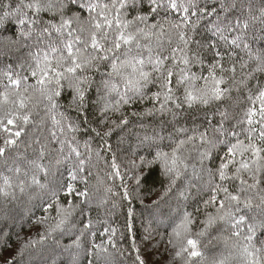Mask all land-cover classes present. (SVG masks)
<instances>
[{
	"label": "snow or ice",
	"instance_id": "6c2138e0",
	"mask_svg": "<svg viewBox=\"0 0 264 264\" xmlns=\"http://www.w3.org/2000/svg\"><path fill=\"white\" fill-rule=\"evenodd\" d=\"M5 57L0 225L38 226L5 264H119L113 217L144 204L142 169L154 166L167 183L152 207L179 193L173 260L264 264V0H0ZM136 104L150 106L125 111ZM127 217L133 264H145L132 207Z\"/></svg>",
	"mask_w": 264,
	"mask_h": 264
},
{
	"label": "trees",
	"instance_id": "16d2710c",
	"mask_svg": "<svg viewBox=\"0 0 264 264\" xmlns=\"http://www.w3.org/2000/svg\"><path fill=\"white\" fill-rule=\"evenodd\" d=\"M15 63V61H9L6 57L3 59H0V85L3 83H6V80L4 78V73L7 71L6 65L8 63ZM193 71L199 72V68L195 67ZM155 90V89H152ZM150 104L140 105L136 104L134 106V109H125L126 112L135 110V111H142L144 107H148ZM116 117H113L115 119ZM135 122L136 118H132ZM133 125H129L128 129L125 130V132L117 131L114 133L110 138V143L113 145V149H116L117 146V140L120 136L125 135L128 131L132 129ZM81 142H83L84 139H87L86 136L80 137ZM100 141L97 139L93 143V147H99ZM104 155V153H101ZM123 153L118 154V163L121 164V172H124L126 167V161L123 160ZM141 155H144V153H141ZM151 159V157H148ZM137 162L139 161V157H135ZM107 160L110 164L111 162V155L109 154L107 156ZM218 163V161H217ZM215 166V165H213ZM99 174L100 179L104 180L106 183H113L112 181L107 180L106 173L111 171L110 167H106L104 161H101L98 165L96 170ZM144 172V176L141 179V189H142V196L144 199V204L142 205L138 199H133L131 203L129 204L127 201L124 202L123 208L118 209L115 217H113L112 223L114 226L120 227V232L117 233V240L119 242V246L126 249L124 256H117L116 259L119 262V264H133L134 258H135V252L131 251V242L128 238L126 229L123 227L127 221V209L128 207H132L135 211V217H134V233H135V240L140 247V254L145 260V264H182V261L179 258H176L173 260L174 250L172 249L171 245L167 243L168 240V231L171 230V224L168 222L167 214L169 207L174 208L175 207V201L179 197V193H176L175 195H172L170 199L162 202L159 204L158 208L152 207V201L156 200L159 196L160 192L163 190L162 185L166 184L167 181L160 175L159 167L154 166L151 169L145 168L142 169ZM124 180L131 186L134 184V180L130 179L128 176L124 177ZM207 177H204V180L201 181V183L206 182ZM92 183H96V177L94 175ZM121 181L119 178L115 179L114 184L116 186V190L119 191V185ZM195 179L193 180V187L189 188L186 184L182 185L183 190L185 192L191 191L192 196L190 197V200L195 197ZM104 186H99V191L97 192L98 198L104 197ZM66 202V201H65ZM196 203H199V200H196ZM196 203H192L189 207V210L191 211L192 208L196 207ZM147 206L152 211V215L150 216L149 211L146 210ZM35 212L36 216L43 215L42 209L38 206L34 209H32ZM209 211H213V209H209ZM161 212H163L165 215L161 216ZM203 216L201 215L199 219H202ZM149 219H152L154 222L151 225V228L154 229L150 235L149 239H145V235L147 233L145 232V228L148 226L147 222ZM174 222V221H173ZM3 226V225H0ZM4 232H0V264H5V261L12 260L16 257V253L18 250L19 244L22 242V240L17 239V235L20 237H27L29 235H35V232L38 230L37 228L33 229L31 232L28 229V226L25 225L23 229H21L19 226H3ZM199 227V220L197 221V227H195L193 230H197ZM102 230V229H101ZM124 232V239L123 241H120V233ZM7 233V236L5 235ZM161 235H163V239H161ZM215 235V233H213ZM107 237H104L106 239ZM100 237H97V242H99ZM67 242V241H66ZM5 243L9 244L10 247H6ZM86 264V262H85Z\"/></svg>",
	"mask_w": 264,
	"mask_h": 264
}]
</instances>
